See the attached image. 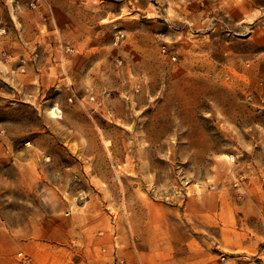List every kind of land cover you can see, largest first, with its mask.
Returning a JSON list of instances; mask_svg holds the SVG:
<instances>
[{
  "label": "rangeland",
  "instance_id": "obj_1",
  "mask_svg": "<svg viewBox=\"0 0 264 264\" xmlns=\"http://www.w3.org/2000/svg\"><path fill=\"white\" fill-rule=\"evenodd\" d=\"M106 233L264 264V0H0V253Z\"/></svg>",
  "mask_w": 264,
  "mask_h": 264
},
{
  "label": "crops",
  "instance_id": "obj_2",
  "mask_svg": "<svg viewBox=\"0 0 264 264\" xmlns=\"http://www.w3.org/2000/svg\"><path fill=\"white\" fill-rule=\"evenodd\" d=\"M146 223V222H145ZM170 230V229H167ZM169 233V232H168ZM112 240L109 238L108 233H106L104 236H96L93 240H84L82 243V246L79 247L80 255L76 259L73 264H103L102 262L110 258L112 254ZM191 244H188V247L190 248ZM199 245V244H198ZM175 244L173 242V238H170L167 240V252L166 257L164 259H153V260H146L144 256H142V262L141 264H189L188 260H192L193 264H205V249L204 247H198L197 251L201 250V256L199 253H194L193 250H190L188 248H185L186 255H179L174 254L175 250ZM27 249H30L31 245L29 244L26 246ZM96 248H99L97 250ZM143 254L145 253L144 250L146 249L145 244L141 247ZM104 249V251H103ZM21 251V250H20ZM25 251V250H22ZM18 252V251H17ZM16 252V253H17ZM196 254V255H195ZM101 257L98 259V257ZM126 264H138V260L135 258L134 254L132 252L126 251ZM103 259V261H102ZM17 261V259H16ZM15 259H13L12 255L9 253H0V264H19V262H16Z\"/></svg>",
  "mask_w": 264,
  "mask_h": 264
},
{
  "label": "built area",
  "instance_id": "obj_3",
  "mask_svg": "<svg viewBox=\"0 0 264 264\" xmlns=\"http://www.w3.org/2000/svg\"><path fill=\"white\" fill-rule=\"evenodd\" d=\"M104 251V249H103ZM16 259L19 264H35L33 256L26 251H18L16 253ZM104 264H126L125 259L117 253L116 250L113 251L110 258H108Z\"/></svg>",
  "mask_w": 264,
  "mask_h": 264
}]
</instances>
